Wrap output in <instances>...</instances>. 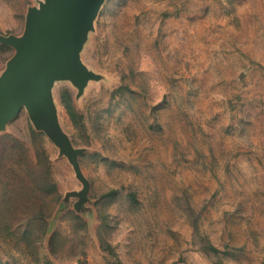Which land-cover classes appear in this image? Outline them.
<instances>
[{
	"label": "rangeland",
	"instance_id": "1",
	"mask_svg": "<svg viewBox=\"0 0 264 264\" xmlns=\"http://www.w3.org/2000/svg\"><path fill=\"white\" fill-rule=\"evenodd\" d=\"M40 1L0 0V35ZM81 57L98 79L52 97L88 198L23 108L0 131L5 264H264V0H106Z\"/></svg>",
	"mask_w": 264,
	"mask_h": 264
},
{
	"label": "water",
	"instance_id": "2",
	"mask_svg": "<svg viewBox=\"0 0 264 264\" xmlns=\"http://www.w3.org/2000/svg\"><path fill=\"white\" fill-rule=\"evenodd\" d=\"M106 0H41L28 8L22 35H0V42L15 53L0 74V131L25 108L35 128L44 132L67 157L83 188L71 195L78 204L88 198L90 181L74 146L63 129L52 97L56 81L69 80L80 96L98 75L83 62L81 50L94 29V22ZM0 264H5L0 257Z\"/></svg>",
	"mask_w": 264,
	"mask_h": 264
}]
</instances>
